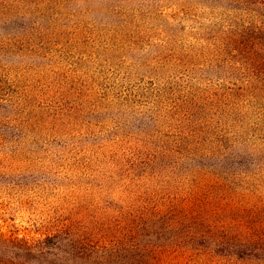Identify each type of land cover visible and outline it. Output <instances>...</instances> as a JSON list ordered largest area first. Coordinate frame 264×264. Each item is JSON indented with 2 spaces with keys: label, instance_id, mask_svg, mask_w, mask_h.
Segmentation results:
<instances>
[{
  "label": "trees",
  "instance_id": "obj_1",
  "mask_svg": "<svg viewBox=\"0 0 264 264\" xmlns=\"http://www.w3.org/2000/svg\"><path fill=\"white\" fill-rule=\"evenodd\" d=\"M71 1L0 0V48L67 36L111 54L138 46L129 59L146 86L114 94L101 122L122 131L112 142L135 137L124 150L146 163L147 223L216 224L208 234L231 255L264 264V0H97L105 16L91 21Z\"/></svg>",
  "mask_w": 264,
  "mask_h": 264
},
{
  "label": "rangeland",
  "instance_id": "obj_2",
  "mask_svg": "<svg viewBox=\"0 0 264 264\" xmlns=\"http://www.w3.org/2000/svg\"><path fill=\"white\" fill-rule=\"evenodd\" d=\"M96 1L70 5L91 21L105 16ZM4 26L0 19V37L9 34ZM67 38L0 48V70L11 80L0 85V264H258L209 235L216 224L147 223L146 163L124 150L135 137L112 142L122 131H110L112 119L101 122L114 94L146 86V71L129 59L140 48L111 54ZM138 100L144 105L146 95Z\"/></svg>",
  "mask_w": 264,
  "mask_h": 264
}]
</instances>
